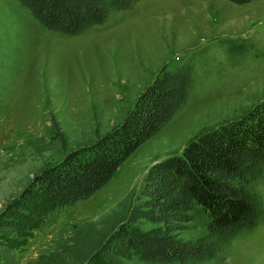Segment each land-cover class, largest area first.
<instances>
[{"label": "rangeland", "instance_id": "1", "mask_svg": "<svg viewBox=\"0 0 264 264\" xmlns=\"http://www.w3.org/2000/svg\"><path fill=\"white\" fill-rule=\"evenodd\" d=\"M236 44L246 51H231ZM188 60L196 82L187 104L88 200L56 208L31 231L0 223V264H98L92 257H109L106 243L153 163L264 100V0H141L75 36L46 29L18 0H0V212L44 167L120 123L163 65ZM257 190L264 199V177ZM192 214L186 239L206 228L203 208ZM202 264H264V222Z\"/></svg>", "mask_w": 264, "mask_h": 264}, {"label": "trees", "instance_id": "2", "mask_svg": "<svg viewBox=\"0 0 264 264\" xmlns=\"http://www.w3.org/2000/svg\"><path fill=\"white\" fill-rule=\"evenodd\" d=\"M18 1L46 29L75 36L141 0ZM246 49L243 44L230 48ZM195 74L192 60L174 68L163 65L120 123L35 174L1 210L0 223L31 231L56 208L91 198L187 104ZM263 177L264 100L236 119L202 129L180 153L153 163L138 202L106 243L109 257L96 253L92 258L98 264H116L117 256L158 264H202L218 258L233 239L264 222V199L257 190ZM197 205L208 216L205 232L186 239L181 232L193 221Z\"/></svg>", "mask_w": 264, "mask_h": 264}]
</instances>
